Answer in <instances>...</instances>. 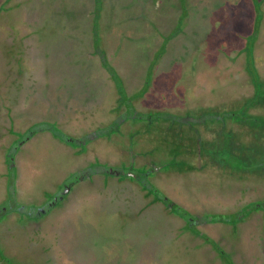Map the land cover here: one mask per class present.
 <instances>
[{
	"label": "rangeland",
	"instance_id": "rangeland-1",
	"mask_svg": "<svg viewBox=\"0 0 264 264\" xmlns=\"http://www.w3.org/2000/svg\"><path fill=\"white\" fill-rule=\"evenodd\" d=\"M140 1L142 14L134 13L137 20L127 25L133 19L117 0H103L102 15L115 11L109 23L99 17L100 10L83 13L94 9L95 0H0V207L9 193L6 154L27 139L15 156L9 197L17 200L8 197L2 206L19 203L24 210L2 219L0 247L8 254L6 264H228L202 237L182 231L185 220L147 197L138 182L111 174L75 183L68 199L37 221L29 220L36 211H48V193L57 196L59 188L79 177L72 172L95 159L117 163L122 146L147 145L133 144L134 133L125 126L113 138L89 139L84 153L47 130L28 136L43 121L80 138L125 110L123 104L116 109V83L95 50L93 32L100 31L110 64L144 112L193 109L208 117L211 108L236 105L230 97L251 95L243 52L248 41L254 43L255 62L264 76V19L253 39V0ZM261 7L264 11V2ZM120 18L123 24H115ZM176 20L180 23L173 35H163L161 29L167 32ZM157 49L163 56L148 79ZM144 124L130 127L151 126ZM205 135L213 138L211 131ZM221 174L215 168L167 169L149 179L193 217L251 211L235 231L223 222H204L206 218L197 227L219 241L234 264H264V177L236 180Z\"/></svg>",
	"mask_w": 264,
	"mask_h": 264
},
{
	"label": "trees",
	"instance_id": "trees-1",
	"mask_svg": "<svg viewBox=\"0 0 264 264\" xmlns=\"http://www.w3.org/2000/svg\"><path fill=\"white\" fill-rule=\"evenodd\" d=\"M17 2L14 1V3ZM95 2L96 3L94 9L90 10L86 8V11H83V13L87 12L88 15H95V12L93 11L97 9V14L100 10V14H98L99 17L106 18V23H109V21L111 22L112 19L110 20L109 17L111 14L114 15L115 11L112 10L109 17H106L105 15H102L101 11L103 0H95ZM117 2H120L119 6L121 7V9L125 10L126 13H129L130 18L132 17L133 19L131 21H128L127 25L133 24L132 22L137 20L135 18L136 15L133 16L134 13L142 14V11L138 12L137 10V6L141 5L140 0H117ZM253 2L256 7L257 15L253 35L251 36L253 39H255V37L260 34L261 24L264 19V11L261 7L264 0H253ZM19 4H21V2H19ZM219 8L220 10L222 9L220 6ZM0 9V12H4L3 6ZM179 13H181V10L179 11ZM183 14L184 12L182 11L181 15ZM144 16H146V20V18H148V13H146ZM92 18L93 21L91 22L93 23L95 22V18L93 16ZM130 18L124 17V19ZM122 19L123 18L118 19L117 23L115 24H123L124 19L123 21ZM179 19L180 15L178 21L181 20ZM178 21H172L171 25L168 24L167 32H163V30L166 29L162 28V34H166L167 36H169L168 38H170V35H173V33L179 27L180 22ZM107 27L105 29H108ZM154 36L156 37L158 35L155 34ZM92 37L93 43L96 45L95 50L97 49V53L100 54L102 65H104V67L108 69L111 77L116 83V91L118 95L117 100L119 101V106L116 109H119V107L123 104L125 110H123V112L122 110H120L117 117L111 123L105 124L98 127L97 129L87 132L80 138H75L68 133H64L63 130H61L54 123L43 121L37 122L31 128L28 134V136H30L29 138L31 139L32 136L40 134L42 131L47 130L52 132V134H54L56 137L69 143L72 142V145L74 146H78L79 149L77 150V153H84L86 152V144L89 139L95 140L96 137L97 139H100L104 136L113 138V135L121 134L122 127L125 126L127 128L126 132H128L129 130V133H134L135 138L133 139V144L134 142L141 144L142 141H146L147 145L137 148L128 147V145L126 147L122 146V149H120V152H122L120 154L121 160L117 163H114L115 165H110L108 163H98L97 166L100 167L99 170L101 171V173L107 174L105 170L113 168L111 172H113L112 174L115 177L118 178L117 175H119L120 178H129L130 181L138 182L141 191H143L147 197H151L156 201H162L168 211L176 212L177 215H180V217L185 220V225L182 226V231H186L188 234L190 233V237H192V235H199L207 243H209L214 248V250L217 251L218 256H220L224 261L228 262V264H234L231 255H229V252H227V250L223 248L219 241H217L213 237H210L207 233L199 229L197 227V224L201 219L206 218L203 220L204 222H223L225 225H227V227L232 226L233 230L235 231L237 230L236 228L238 222L242 221L239 213H214L212 215H208L210 216L209 218L208 216H203L200 218L193 217L191 216V213L183 209L180 205L176 204L172 199H169L163 193V191L149 179V176L155 175L156 171H159L161 173L163 171H166L167 169L168 171L173 170L183 173L188 170L205 171L207 168H215L222 173L221 177L222 175L228 173L232 177V179L236 180L241 178L245 179L260 176L264 177L263 175H260V173L264 172V76L257 68L258 66L255 62L256 59L254 54V43L252 44L248 41L245 48L243 49V52L246 54L247 71L250 75V79L254 87L253 93L246 97H230L231 101L233 100L236 105L226 106L224 104L223 108H211L210 110L212 111L208 112L209 114L207 117L205 114L203 115V113L206 112L199 111V113L193 111V109L183 112L162 111L160 109L150 110L148 112L139 110L135 104L138 99H135V97L132 98V96L127 93L124 82L122 80V76L116 69L113 68V66L109 62L108 56L103 48L102 35L100 34V31L99 33L93 32ZM159 39L161 40V35L159 36ZM155 41L157 42V40H154V42ZM166 47L162 49L166 50ZM162 56L163 52H160V50L157 49L156 57H154V61L150 65L148 79H151L152 73L155 67H157L156 64L159 62V59H161ZM149 85L150 82L148 80L144 85V90H146ZM140 95L141 94H139L138 96L141 97ZM224 106H226V108H224ZM202 110H204V108ZM141 123H145L144 125L146 126L151 124V126L147 128L143 127L142 129L131 130L130 126L132 124H134L136 128ZM206 131H211L213 133V138H207L205 135ZM26 141L27 139L22 141L21 144L26 143ZM210 142L212 143L211 145ZM19 148L21 147L18 146L15 149H12L11 152L8 150L9 152H7L6 154L10 193H12L13 184L16 178V172L14 171L16 170L15 156L17 151H19ZM139 156L145 157L146 161L144 162V159L142 157L140 158ZM140 160H142V164L137 167V164L140 162ZM99 161L100 160H97V162ZM196 162L200 163L197 164ZM128 164H134L138 168L136 171L138 175H141V170L147 171L149 167L154 168L162 166V168L155 169V171H153L151 175L147 176L146 179L142 175L139 177H135L133 175H130L128 178L124 176L121 177L122 175L120 174V171H131L132 167L129 168L130 170L127 168L121 169L122 165L127 166ZM239 169L241 172L237 171ZM79 171L80 173H78ZM84 171L87 173L90 172L92 175V170L88 165L72 173H78V175L80 176L79 178H83L84 180L83 176L86 175L83 174ZM73 176L74 175H72L71 177ZM51 195L52 193H48L47 196ZM45 200H47V197L45 198ZM54 207L55 206L47 205V214L52 211ZM254 208L257 209L255 205ZM36 212L38 213V211ZM250 212L249 215H246L244 213L246 215L245 218L250 219ZM42 215L44 214L42 213ZM35 217L36 216H34V218ZM5 256L7 255H3V257ZM5 259L7 258L5 257Z\"/></svg>",
	"mask_w": 264,
	"mask_h": 264
},
{
	"label": "flooded vegetation",
	"instance_id": "flooded-vegetation-1",
	"mask_svg": "<svg viewBox=\"0 0 264 264\" xmlns=\"http://www.w3.org/2000/svg\"><path fill=\"white\" fill-rule=\"evenodd\" d=\"M23 144H21V146H22ZM20 146V147H21ZM143 159H144V162L146 161V159H145V157H142ZM16 159V158H15ZM98 163H100V164H104V162H102L101 160L99 161V162H97V159H95V161H93L92 163H89L88 164V166H89V168H91V170H92V175H91V173L90 172H83V174H86V175H84L83 177H84V180H83V178H77V179H75V181H72L69 185H70V187H65L64 189L63 188H59L60 190V192H59V194L56 196V195H54V197H52V196H50V197H52L51 199H47L46 201H45V203H46V205H45V209H47V205L48 206H56V205H59L60 203H62L65 199H68V197H67V192L69 191V190H72L73 189V187L75 186L74 184L75 183H78V182H81V181H85L86 182V180H94V178H95V176H98V174H100L101 173V171L99 170V168L100 167H98L97 165H98ZM108 166H110V165H108ZM132 167V169H131V171H129V172H124V170H122V171H120V174L122 175L121 177H129L130 175H133V176H135V177H139V176H144L145 177V179H146V177L147 176H149V175H151V173L153 172V171H155V169H158V168H162V166H159V167H154V168H152V167H149V169L147 170V171H144V170H142V171H140V173H141V175L139 174H137V167L134 165V164H128L127 166L126 165H122V167H121V169H129V168H131ZM113 168H110V169H107V170H105L106 171V173L107 174H111V175H113L112 173L113 172H111V170H112ZM130 170V169H129ZM140 170V169H139ZM138 170V171H139ZM78 173H80V171L78 172ZM127 174V176H126V174ZM118 176V178H120L119 177V175H117ZM129 179V178H128ZM73 180V179H72ZM12 187V186H11ZM8 190L10 191V187H9V183H8V189H7V192H8ZM11 193L9 192L8 193V195H7V197H6V199L9 197V195H10ZM55 198V199H54ZM6 199L4 200V201H2V206H3V204H4V202L6 201ZM9 199H11L10 201H12V200H17V198L15 197V195L12 197V198H10L9 197ZM0 207V225H1V222H2V219L4 220L6 217H8L10 214H13V213H15V214H17L16 212L18 211V215H20L19 213H22V212H24V210H22L23 208H22V206H21V204H17V207L15 206V208H14V206L12 207V206H9V207ZM17 210V211H16ZM22 210V211H21ZM5 212V213H4ZM5 214V217H3V215ZM47 214V211H46V213H44V215H46ZM250 214H251V212H250ZM42 216V212H38L37 214H36V217L34 218H32V219H30V220H32V221H37L40 217ZM239 216H240V218H242V219H245V217H246V215L242 212V213H240L239 214ZM251 216V215H250ZM202 220V219H201ZM3 255H8L7 254V252H6V250L5 249H2L1 247H0V259H1V263H2V257H3ZM2 256V257H1ZM3 259H4V263L3 264H6V261H5V257H3Z\"/></svg>",
	"mask_w": 264,
	"mask_h": 264
}]
</instances>
